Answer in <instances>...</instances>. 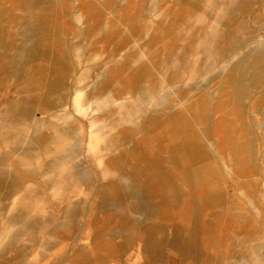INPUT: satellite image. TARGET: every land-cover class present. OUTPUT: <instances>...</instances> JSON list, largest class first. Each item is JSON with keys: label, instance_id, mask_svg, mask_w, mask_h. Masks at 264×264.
<instances>
[{"label": "rangeland", "instance_id": "374dc122", "mask_svg": "<svg viewBox=\"0 0 264 264\" xmlns=\"http://www.w3.org/2000/svg\"><path fill=\"white\" fill-rule=\"evenodd\" d=\"M0 264H264V0H0Z\"/></svg>", "mask_w": 264, "mask_h": 264}, {"label": "bare ground", "instance_id": "6f19581e", "mask_svg": "<svg viewBox=\"0 0 264 264\" xmlns=\"http://www.w3.org/2000/svg\"><path fill=\"white\" fill-rule=\"evenodd\" d=\"M248 238V237H247ZM192 239H193V237H192ZM188 246V248H186L185 249V253L187 254V255H192V256H197V255H199V254H201V251H199L200 249H198L197 247H196V245L195 244H188L187 245ZM249 247V246H248ZM239 248V247H238ZM238 252H240V251H232L231 252V254L232 255H235V254H237Z\"/></svg>", "mask_w": 264, "mask_h": 264}, {"label": "crops", "instance_id": "0c3cea01", "mask_svg": "<svg viewBox=\"0 0 264 264\" xmlns=\"http://www.w3.org/2000/svg\"><path fill=\"white\" fill-rule=\"evenodd\" d=\"M193 240V239H192ZM188 244V243H187ZM193 244V243H192Z\"/></svg>", "mask_w": 264, "mask_h": 264}]
</instances>
